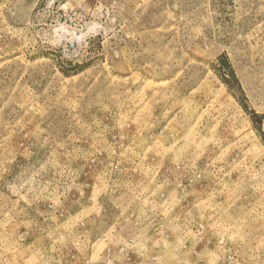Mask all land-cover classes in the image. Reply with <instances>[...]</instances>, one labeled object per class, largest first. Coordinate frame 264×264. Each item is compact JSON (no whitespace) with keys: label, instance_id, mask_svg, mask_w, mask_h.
Wrapping results in <instances>:
<instances>
[{"label":"rangeland","instance_id":"1","mask_svg":"<svg viewBox=\"0 0 264 264\" xmlns=\"http://www.w3.org/2000/svg\"><path fill=\"white\" fill-rule=\"evenodd\" d=\"M0 264H264V0H0Z\"/></svg>","mask_w":264,"mask_h":264}]
</instances>
